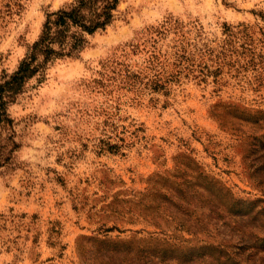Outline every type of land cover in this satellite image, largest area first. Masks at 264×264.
Returning a JSON list of instances; mask_svg holds the SVG:
<instances>
[{"label":"rangeland","instance_id":"obj_1","mask_svg":"<svg viewBox=\"0 0 264 264\" xmlns=\"http://www.w3.org/2000/svg\"><path fill=\"white\" fill-rule=\"evenodd\" d=\"M72 2L0 0V84ZM260 12L118 0L64 32L86 45L5 95L0 264H264Z\"/></svg>","mask_w":264,"mask_h":264},{"label":"trees","instance_id":"obj_2","mask_svg":"<svg viewBox=\"0 0 264 264\" xmlns=\"http://www.w3.org/2000/svg\"><path fill=\"white\" fill-rule=\"evenodd\" d=\"M117 5L118 0H73L66 9L51 13L43 25L39 38L32 44L28 55L20 61L10 77L0 84V118L5 115V95L19 92L24 81L41 72L50 58L68 55L71 51L79 50L86 45L83 36L71 34L69 36L71 40L65 50L64 40L61 37L64 36V32L73 27L92 34L105 28L113 20ZM83 9H88L90 15L85 16ZM52 15H54L53 20H50ZM259 15L264 21V12H260ZM54 44L58 45V48H55ZM38 54L42 55V60L37 59ZM108 147L109 149L117 148V145L112 144Z\"/></svg>","mask_w":264,"mask_h":264}]
</instances>
